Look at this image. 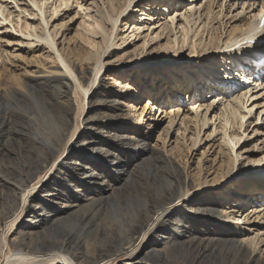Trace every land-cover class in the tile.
<instances>
[{
  "label": "bare ground",
  "instance_id": "bare-ground-1",
  "mask_svg": "<svg viewBox=\"0 0 264 264\" xmlns=\"http://www.w3.org/2000/svg\"><path fill=\"white\" fill-rule=\"evenodd\" d=\"M29 1L43 13L35 0ZM177 1L167 0L163 6L166 8L152 4L146 6L164 10L173 3L177 4ZM253 2V6L249 4L254 8L253 19L244 32L239 33L235 29L229 35L231 50L224 49L219 57L222 62L231 61L239 74L247 78L255 72H259L260 76L264 72V67L259 65L264 61V27L259 26L256 18L258 0ZM64 3L67 5L68 1ZM2 5L0 3V15L5 17ZM27 7L32 9L31 5ZM112 9L111 17L114 18L117 6ZM21 10L31 12L32 17L38 16L33 9ZM10 15L3 20L4 24L7 21L11 23L8 19ZM3 21H0V27ZM42 21L48 29L47 18L43 17ZM116 22L117 19H113V25ZM17 25L19 28L18 22ZM24 25L21 30L14 25L16 32L37 39L27 44L40 42L39 46L44 50L49 46L57 52V44L50 31L45 33L47 29L42 27V33L33 34L31 31L35 26L27 21ZM103 26L99 25L101 31L107 28L106 24ZM114 27L108 31L111 33ZM10 37L20 40L17 43L25 44L19 36L11 34ZM13 42L7 39V43ZM86 42L90 45L96 43L90 38ZM242 47L249 50L250 56L243 50L249 57L239 61L244 65L239 69L240 64L234 62L240 59L236 54L240 52L237 49L242 50ZM102 51L95 57L96 64ZM58 52L64 67L79 76L78 80L74 79L76 97L79 98L78 114L74 118L76 123L73 122L75 104L69 76L28 81L24 79L25 74L19 75L6 65L0 69V89L4 88L0 91V264H264V258L254 255L251 249L237 240V231L221 221V218H231L220 212L218 199L213 194L183 200L186 192L194 189L196 184L200 186L199 180H187L174 161L157 149H148L147 142L139 138V131L120 120L122 114L117 109L119 95L112 92L91 95V109L86 121L94 122L86 124L82 134L75 139L82 125L80 119L85 113L83 103L89 92L87 84L91 80L89 75L93 65L79 66L67 55L61 54V50L58 49ZM75 57L83 61L79 52ZM219 63L204 66L201 63L199 67L202 71H198L197 75L187 72L181 79L172 76L173 89H176L173 91L180 97H188V102L192 101V97L196 102L188 110H184L182 104L173 106V111L168 114L172 123L181 116L184 117L183 122H191L193 114L189 111L194 109L197 110L194 118L198 119L201 108L207 107L202 119L203 124H207L206 116L214 107L213 102L208 105L198 99L208 92L210 97L223 96V102L217 108L224 107L229 116L227 121L222 122V131L226 130L227 134L228 128L235 126L241 130L239 125L243 127L247 117L242 113L245 96L228 100L225 92L230 88L232 93L237 91L231 84L223 92V85L230 84L231 80L226 81L217 75ZM54 66L56 70H61L58 62ZM205 71L211 75L202 74ZM99 72L96 67L91 84ZM262 78L264 82V75ZM146 89L152 90L151 87ZM34 91L45 98V107L40 106L26 113L19 106L8 107L26 101ZM138 96L144 98L142 94ZM165 97L164 102H168ZM224 100L230 101L227 106ZM150 104L156 103L150 101ZM155 108L162 109L157 105ZM174 110L178 111L177 114H172L176 112ZM185 112L188 114L183 116ZM223 112L222 115H225ZM237 116H240L239 125L238 120L235 122ZM231 134L236 137L242 135L235 129ZM230 147V151L229 148L222 149L225 167L219 170L213 181L217 182L216 178L225 180V176L234 170L231 154L235 146ZM182 152L185 153V150ZM184 153L179 154L183 159L186 158ZM260 171L261 175L254 176L245 185L239 183L237 187L240 190L236 194L243 190L246 195V186L249 189L255 187L254 194L261 192L259 197L263 198L264 169ZM41 183L42 186L37 188ZM244 204L245 200L238 205ZM254 243L250 242L249 246L253 247Z\"/></svg>",
  "mask_w": 264,
  "mask_h": 264
},
{
  "label": "rangeland",
  "instance_id": "rangeland-1",
  "mask_svg": "<svg viewBox=\"0 0 264 264\" xmlns=\"http://www.w3.org/2000/svg\"><path fill=\"white\" fill-rule=\"evenodd\" d=\"M65 1L35 0L37 5L43 9L41 14L39 8L29 0H0V3H3L2 12L5 15V17L0 15V21L11 14L8 19L13 24L9 21L4 24L3 21L0 27V46H2V49L0 48V55L2 54L0 69L6 65L19 75L25 74L24 79L28 81H36L41 78L59 79L64 75L69 76L72 81L71 95L74 97L73 122H75L79 98L76 97L74 79L78 80L79 76L75 72L70 73L64 67L59 59L58 49L61 50V54L67 55L79 66L82 64L93 65L89 75L91 80L87 84L89 92L83 103L85 113H83V117L81 116L80 124L82 125L75 139L82 134L86 124L94 122L86 121L91 109L89 102L91 95L96 96L103 92L119 95L117 109L122 114L120 120L139 131L138 136L147 142L145 145L148 149H157L174 161L184 172V177L187 180H199L200 186L196 184L194 189L186 192L187 195L183 197V200L196 198L203 194H213L218 199L220 212L231 218L230 220L221 218V221L237 231V240L251 249L254 255L264 258V197H259L262 196L261 192L254 194L253 188L255 187L249 189L248 186L244 190L246 195L243 190L236 194L240 190L237 187L239 183L245 185L244 183L250 182L254 176L261 175L260 170L264 169V82L254 81V78L251 77L252 74L249 79H243V76L239 77L237 69L235 71L233 69L234 72L231 73V61L223 60L222 62L219 60L224 49L228 51L231 45V40L228 39L229 35L235 29L239 33L244 32L248 22L253 19L254 8L249 7V4L253 6L252 0H178L177 4L173 3V6L164 10L151 9L146 5L152 4L166 8L163 6L167 0H67V5L64 3ZM173 1L175 2V0ZM28 5L32 6L35 14H38L37 17L30 16L31 12L21 10L25 8L31 11L32 9L30 7L28 9ZM113 6H117L114 18L111 17ZM43 17H46L49 22L48 29L42 21ZM182 17L187 18L182 19ZM113 19H117L115 25H113ZM25 21L35 26L31 31L33 34L42 33V27L47 29L45 33L50 31L57 44L55 46L57 52L49 49V46L46 45L47 49L44 50V47L39 46L40 42L27 44L29 41H37V39L26 37L15 30V27L21 30L22 26H25ZM172 23L175 24L171 26ZM104 24H106L107 30L101 31L99 25L104 28ZM113 26L115 27L110 33L108 29ZM11 34L17 38L19 36L25 44L17 43L20 40L11 38ZM89 38L95 39L96 43L90 45L91 43L86 42ZM7 39L14 42L7 43ZM243 48L245 47H242V50L237 49L241 53H235L240 57L239 60L237 59L238 61L250 56L249 50ZM101 50H103L101 62L96 64L95 57ZM243 50L248 55H245ZM78 52L83 55L82 62L75 57ZM91 55H93L92 58H90ZM56 62L59 63L61 70H56L54 66ZM227 62L228 64H226ZM201 63L203 66L208 63L210 65L219 63L217 75L222 79H227L226 81L231 80L230 84L223 85V92L231 84L237 91V93H232L230 88L231 94L229 91L225 92L228 100L245 96L244 99L242 98V103H244L242 113L247 117L243 127L239 125L241 121L238 119L241 116V111L240 116H237L235 120V122L238 120L237 125L241 130L235 126V128H228L227 134H225L226 130L222 131V124L227 121L226 117L229 116L224 107L217 108L221 101L223 102V96L210 97L208 92L203 93V97L198 99L204 104L214 103L212 105L215 109L212 107L206 116L207 124L204 125L202 120L205 118L204 113L207 107L200 109L198 119L194 118L197 110H190L189 113L193 114L191 117L189 116L193 117L191 122L185 120L183 122L184 117L182 116L174 123L171 122L168 114L173 111V106L182 104V108L188 110L192 108L193 103H196L193 102V97L192 101L188 102V97L187 99L184 96L180 97L177 92L173 91L176 90L173 89V77L181 79V76L187 72L197 75L198 71H202L199 67L202 66ZM96 67L98 70L100 69V72L91 84ZM209 73L205 71L202 74L208 75ZM227 73L230 74L227 75ZM253 75L260 76L259 72H255ZM102 80H104V84H102ZM146 87H151L152 90L147 91ZM0 91H4V88L2 87ZM167 91L171 93L166 95ZM80 93L84 94L83 90H80ZM139 94H142L144 98L139 97ZM164 96L169 99L168 102H164ZM44 99L41 93L34 91L26 101L8 107L19 106L18 108H22L20 109L22 112H31L40 106L45 107ZM135 99L137 100L135 101ZM228 100H224L226 106L230 102ZM150 101L152 104H156L151 105ZM175 101L178 103L174 104ZM155 105L162 109L157 110ZM162 111L164 112L162 113ZM222 111L225 112H223L225 115H222ZM177 112L172 114H177ZM186 114L188 113L185 112L183 116ZM234 129L242 135L233 136L231 133ZM234 137L236 138L234 139ZM91 145L93 146L94 143ZM230 146H235L234 153L231 154L235 168L226 175L230 176L229 178L225 176V180L221 181L216 178L217 182L213 181L219 170L225 167V155L221 151L225 148H229L230 151L232 148ZM184 150L185 153L182 152ZM183 153L186 156L184 159L181 155L179 156ZM238 153H240L239 157H237ZM43 183L37 188H40ZM242 199L246 204L239 206ZM253 241L255 242L254 246H249V243Z\"/></svg>",
  "mask_w": 264,
  "mask_h": 264
}]
</instances>
